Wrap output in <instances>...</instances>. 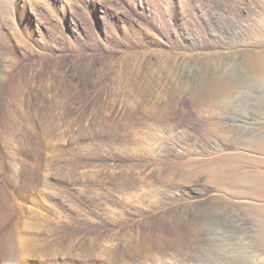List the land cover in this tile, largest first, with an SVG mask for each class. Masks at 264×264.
Masks as SVG:
<instances>
[{"label": "rangeland", "instance_id": "374dc122", "mask_svg": "<svg viewBox=\"0 0 264 264\" xmlns=\"http://www.w3.org/2000/svg\"><path fill=\"white\" fill-rule=\"evenodd\" d=\"M257 57L264 0H0V264H264Z\"/></svg>", "mask_w": 264, "mask_h": 264}, {"label": "bare ground", "instance_id": "6f19581e", "mask_svg": "<svg viewBox=\"0 0 264 264\" xmlns=\"http://www.w3.org/2000/svg\"><path fill=\"white\" fill-rule=\"evenodd\" d=\"M6 21V20H5ZM248 66L249 69L251 71L252 77L254 76L255 78H262L264 79V61L261 58H255L253 60H251L250 62H248ZM35 78V77H34ZM227 84V83H226ZM227 88H229L228 84H227ZM15 89V88H14ZM26 90V89H25ZM16 91V90H15ZM20 91V89H19ZM17 92L16 94L14 93V98L17 103H19V95L20 92ZM14 100V101H15ZM25 115V113H24ZM17 117H15L16 119ZM21 120V119H20ZM17 121V120H16ZM21 127V126H20ZM21 130V129H20ZM19 131V130H18ZM23 132V137L24 135L26 136V132ZM16 133V132H15ZM14 133V134H15ZM21 134V133H20ZM27 137V136H26ZM253 147V146H252ZM256 157V156H255ZM263 159V158H262ZM249 166V165H248ZM261 172V171H260ZM246 197H253V196H258V197H263L264 198V181H260L258 183H255L253 185L248 186L247 190L245 191ZM251 197V198H252ZM255 198V197H254ZM257 198V197H256ZM249 202V201H248ZM247 203V202H246ZM263 205L260 204H255V203H248L247 206L248 208H250L251 210L255 211L256 214H264V203H262ZM180 206V205H179ZM178 207V206H177ZM219 207V206H218ZM215 209V208H214ZM218 209V208H217ZM231 209V208H230ZM213 210V209H212ZM221 210V209H220ZM227 210V209H226ZM248 210V209H247ZM210 210H207V212ZM216 211V209H215ZM219 211V210H217ZM211 212V211H210ZM224 212V211H223ZM232 212V211H231ZM216 213V212H215ZM218 213V212H217ZM222 213V212H220ZM212 215V214H211ZM224 215V214H223ZM225 215H228V212H225ZM236 215V214H235ZM1 216V215H0ZM219 216V215H218ZM222 216V215H221ZM232 216V215H231ZM263 216V215H262ZM239 217V216H238ZM264 217V216H263ZM3 218V217H2ZM236 218V216H235ZM224 219V218H223ZM232 219H234L232 217ZM235 220V219H234ZM242 220V219H240ZM226 221V220H225ZM236 221V220H235ZM238 221V220H237ZM199 222V221H198ZM228 222V221H227ZM242 222V221H241ZM240 222V223H241ZM230 223V222H229ZM233 223V222H232ZM234 224V223H233ZM242 224V223H241ZM244 226V225H243ZM197 227V226H196ZM198 228V227H197ZM196 229V228H195ZM224 230V229H223ZM246 230V229H245ZM196 232V230H194V233ZM197 233V232H196ZM231 233V232H230ZM241 234V233H240ZM246 234V233H245ZM226 235V233H225ZM251 235V234H250ZM183 233L181 231L176 233L175 238H178L179 240L182 238ZM197 237V234H196ZM225 236H222L219 232H212L211 234H209L208 240L207 242L204 243H197L194 242V244H196L194 247L196 248H200L204 251L203 255H196L195 257V262L196 264H249V260L250 257L252 258L256 253L253 254V252L255 251H249L250 248H247V251L242 250V247L239 248H234L235 245H233V247L229 248L228 242L227 244L225 243ZM229 237V236H228ZM227 237V238H228ZM197 239V238H196ZM240 239V238H239ZM238 239V240H239ZM177 241V239H175ZM230 241V239H228ZM233 240V239H232ZM242 240V239H241ZM247 241V240H244ZM249 241V240H248ZM180 242V241H179ZM239 242V241H238ZM237 242V243H238ZM236 243V241H235ZM241 243V242H240ZM249 243V242H248ZM230 244V243H229ZM246 244V243H243ZM231 245V244H230ZM239 245V244H238ZM248 245V244H247ZM246 245V246H247ZM243 246V245H242ZM166 247V246H165ZM248 247V246H247ZM251 247V246H249ZM246 248V247H245ZM252 248V247H251ZM1 249V248H0ZM254 250V249H253ZM172 254H168L165 252H162L159 254V256L157 257V261H159V263H168L167 260H169L168 257H170ZM257 255V254H256ZM258 256V255H257ZM177 257V258H176ZM255 257V256H254ZM16 258V257H15ZM194 258V257H193ZM170 259L174 260H180L182 261V258H180L178 255L174 256L172 255L170 257ZM192 259V258H191ZM253 259V258H252ZM131 261V260H130ZM184 261V260H183ZM254 261V260H253ZM124 262V261H123ZM19 264V263H18ZM195 264V263H194Z\"/></svg>", "mask_w": 264, "mask_h": 264}]
</instances>
